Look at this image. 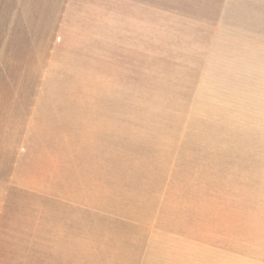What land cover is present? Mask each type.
Listing matches in <instances>:
<instances>
[{"label": "crops", "instance_id": "crops-1", "mask_svg": "<svg viewBox=\"0 0 264 264\" xmlns=\"http://www.w3.org/2000/svg\"><path fill=\"white\" fill-rule=\"evenodd\" d=\"M221 31L158 0H0V55L38 57L0 65V248L31 246L5 225L18 200L36 202V264H254L252 212L223 193L103 190L110 117L90 107L108 104L109 89L157 79L142 65L156 74L161 57L183 66L189 103L235 106L194 112L190 130L264 131L263 80L207 79ZM67 88L77 89L70 101L48 95ZM57 100L70 102L69 131L47 122Z\"/></svg>", "mask_w": 264, "mask_h": 264}, {"label": "rangeland", "instance_id": "rangeland-1", "mask_svg": "<svg viewBox=\"0 0 264 264\" xmlns=\"http://www.w3.org/2000/svg\"><path fill=\"white\" fill-rule=\"evenodd\" d=\"M158 1L220 21L223 31L215 43L207 79L264 81V0ZM5 46L0 41V47ZM158 58L156 74L150 70L153 65H142L148 79L150 75L157 79L143 80L141 88L109 89L108 104L90 105L108 110L110 117L109 188L103 190L223 193L232 198V206L252 212L254 264H264V131L190 130L194 112L215 107L223 115L232 114L235 106L189 103L193 89L181 86L183 66ZM37 59L0 55V65L28 67ZM28 90L35 93V88ZM73 90L77 89H51L48 95L69 100ZM82 90L86 94L87 89ZM20 91L15 80L14 94ZM0 92H5L1 82ZM46 111L55 113L54 121L47 118L52 127L69 131L70 102L47 103ZM36 208V202L22 207L18 200L12 201L5 225L17 231L15 239L28 240L31 246L0 248V256L36 264Z\"/></svg>", "mask_w": 264, "mask_h": 264}]
</instances>
